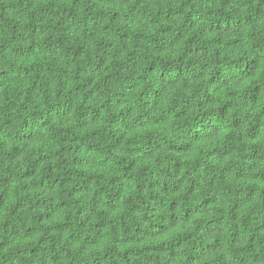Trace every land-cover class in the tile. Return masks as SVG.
Here are the masks:
<instances>
[{
	"label": "trees",
	"instance_id": "16d2710c",
	"mask_svg": "<svg viewBox=\"0 0 264 264\" xmlns=\"http://www.w3.org/2000/svg\"><path fill=\"white\" fill-rule=\"evenodd\" d=\"M0 264H264V0H0Z\"/></svg>",
	"mask_w": 264,
	"mask_h": 264
}]
</instances>
